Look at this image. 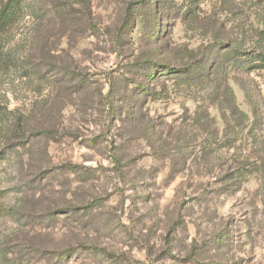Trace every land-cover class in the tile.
<instances>
[{
  "label": "rangeland",
  "instance_id": "374dc122",
  "mask_svg": "<svg viewBox=\"0 0 264 264\" xmlns=\"http://www.w3.org/2000/svg\"><path fill=\"white\" fill-rule=\"evenodd\" d=\"M13 11L0 264H264V0Z\"/></svg>",
  "mask_w": 264,
  "mask_h": 264
},
{
  "label": "trees",
  "instance_id": "16d2710c",
  "mask_svg": "<svg viewBox=\"0 0 264 264\" xmlns=\"http://www.w3.org/2000/svg\"><path fill=\"white\" fill-rule=\"evenodd\" d=\"M20 2L21 0H9L3 10L0 12V33L5 32L6 28L12 24V15L14 14L13 7ZM259 65V68L264 71V61Z\"/></svg>",
  "mask_w": 264,
  "mask_h": 264
}]
</instances>
